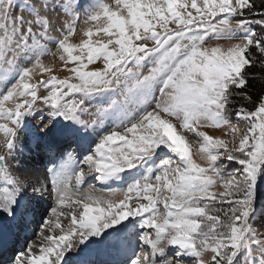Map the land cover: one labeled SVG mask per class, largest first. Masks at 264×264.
<instances>
[{
    "label": "snow or ice",
    "instance_id": "snow-or-ice-1",
    "mask_svg": "<svg viewBox=\"0 0 264 264\" xmlns=\"http://www.w3.org/2000/svg\"><path fill=\"white\" fill-rule=\"evenodd\" d=\"M0 264H264V0H0Z\"/></svg>",
    "mask_w": 264,
    "mask_h": 264
},
{
    "label": "rangeland",
    "instance_id": "rangeland-1",
    "mask_svg": "<svg viewBox=\"0 0 264 264\" xmlns=\"http://www.w3.org/2000/svg\"><path fill=\"white\" fill-rule=\"evenodd\" d=\"M79 39H80V37H79V35H77L74 37L73 42H79ZM213 43H215V42H213ZM222 43H227V42L225 41ZM53 60H54V58L51 56L45 58V62H52ZM55 63L57 64V67H58L60 62L58 60H55ZM55 74H57L61 78H63L65 75H67L66 72H60V71H57ZM204 130L207 131L210 135H221V131L217 130V129H204ZM194 158H196V157H194ZM85 187H86V185H85ZM50 203L51 202H49V204ZM62 222L66 223V221H62Z\"/></svg>",
    "mask_w": 264,
    "mask_h": 264
},
{
    "label": "trees",
    "instance_id": "trees-1",
    "mask_svg": "<svg viewBox=\"0 0 264 264\" xmlns=\"http://www.w3.org/2000/svg\"><path fill=\"white\" fill-rule=\"evenodd\" d=\"M255 87H256V89L258 90L259 87H260L259 83H256V84H255Z\"/></svg>",
    "mask_w": 264,
    "mask_h": 264
}]
</instances>
